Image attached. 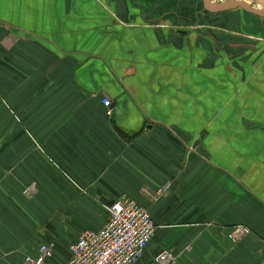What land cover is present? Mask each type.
I'll use <instances>...</instances> for the list:
<instances>
[{
	"label": "crops",
	"instance_id": "0c3cea01",
	"mask_svg": "<svg viewBox=\"0 0 264 264\" xmlns=\"http://www.w3.org/2000/svg\"><path fill=\"white\" fill-rule=\"evenodd\" d=\"M188 5L0 0V264L66 263L121 197L156 225L135 264H264V16Z\"/></svg>",
	"mask_w": 264,
	"mask_h": 264
},
{
	"label": "built area",
	"instance_id": "2783aa9c",
	"mask_svg": "<svg viewBox=\"0 0 264 264\" xmlns=\"http://www.w3.org/2000/svg\"><path fill=\"white\" fill-rule=\"evenodd\" d=\"M103 103L109 107L110 102ZM110 113V109L107 110ZM168 189L162 185L157 194ZM29 188L25 190L27 193ZM109 216L102 228L84 230L69 245L70 258L64 264H135L143 256L153 238L156 225L149 210L128 197H121L108 207ZM249 230L237 226L229 238L237 242ZM52 245L41 244L36 257L25 256L24 264H50ZM177 254L172 249H161L154 256L155 264H174Z\"/></svg>",
	"mask_w": 264,
	"mask_h": 264
},
{
	"label": "rangeland",
	"instance_id": "374dc122",
	"mask_svg": "<svg viewBox=\"0 0 264 264\" xmlns=\"http://www.w3.org/2000/svg\"><path fill=\"white\" fill-rule=\"evenodd\" d=\"M226 1H232V0H209V4L213 5V6H217L219 4H222ZM234 1V0H233ZM237 1H244L246 2V0H237ZM189 2V5L193 8V11H192V15H193V21H192V24L194 25L193 27L195 28L196 24H199V23H202L201 20H200V14L201 13H204L206 16H209L208 15V11L205 9V5H204V1L203 0H188ZM251 4V3H250ZM249 4V5H250ZM188 5V6H189ZM238 10L237 12H240V13H243V14H246V16L248 18H251L252 15H247L248 13L245 12L243 9H241V7H236ZM179 10V9H178ZM174 12H177V11H174ZM236 12V11H235ZM235 12H232L233 14ZM232 13L230 14V16L233 17ZM210 14V13H209ZM213 16V17H212ZM215 16V17H214ZM199 17V18H198ZM209 18H212V20H210L209 22H211L213 25H215V27H218V25H220L219 23L222 21L223 17L219 18V15L217 14H213L211 15ZM230 18V17H229ZM152 19V18H150ZM250 20V19H249ZM207 22V19H205V23ZM223 22V21H222ZM222 26V25H221Z\"/></svg>",
	"mask_w": 264,
	"mask_h": 264
},
{
	"label": "water",
	"instance_id": "95a60500",
	"mask_svg": "<svg viewBox=\"0 0 264 264\" xmlns=\"http://www.w3.org/2000/svg\"><path fill=\"white\" fill-rule=\"evenodd\" d=\"M251 1H255V2L261 4L262 6H264V0H251ZM204 4L208 10L213 11V12L214 11H223V10H227V9H231V8L239 6V7H242L245 10L250 11L254 14L264 16V12H261L258 9L253 8L252 6H248L247 4H245V2L237 1V0L226 1L222 4L217 5V6L210 5L208 0H204Z\"/></svg>",
	"mask_w": 264,
	"mask_h": 264
},
{
	"label": "bare ground",
	"instance_id": "6f19581e",
	"mask_svg": "<svg viewBox=\"0 0 264 264\" xmlns=\"http://www.w3.org/2000/svg\"><path fill=\"white\" fill-rule=\"evenodd\" d=\"M244 2V1H243Z\"/></svg>",
	"mask_w": 264,
	"mask_h": 264
}]
</instances>
